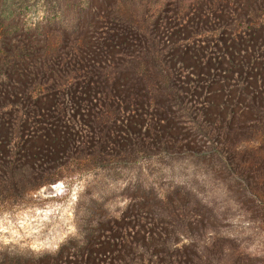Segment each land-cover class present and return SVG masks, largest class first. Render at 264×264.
I'll return each mask as SVG.
<instances>
[{
    "label": "rangeland",
    "instance_id": "obj_1",
    "mask_svg": "<svg viewBox=\"0 0 264 264\" xmlns=\"http://www.w3.org/2000/svg\"><path fill=\"white\" fill-rule=\"evenodd\" d=\"M0 56V264H264V0H0Z\"/></svg>",
    "mask_w": 264,
    "mask_h": 264
},
{
    "label": "trees",
    "instance_id": "obj_2",
    "mask_svg": "<svg viewBox=\"0 0 264 264\" xmlns=\"http://www.w3.org/2000/svg\"><path fill=\"white\" fill-rule=\"evenodd\" d=\"M123 29H125L126 31L127 28L125 27H122ZM134 31L130 30V34H132L134 37H136V40L139 42V45L143 48L142 51H141V55H142V58L143 56L145 55V57H148V53L151 49V46L148 45V38L145 37V32H140V30L138 28H133ZM118 39H127V36L128 34L126 33H122V32H117L116 31V34H115ZM1 58V56H0ZM159 67L161 68V70H163V73L166 80L169 81V92L171 94V97L173 98V96L176 97V95L178 94L177 91H174V87L172 85V79H171V75H170V72H166L164 70V68H162V66L160 65V60L159 59H156L154 58L153 60H151L149 62V64L147 65V68L149 69L150 67ZM41 70L44 71L45 69H43V67H41ZM8 74V71L6 72ZM146 69L145 71H143V73H137V76L139 79H143L146 77ZM162 74V73H161ZM98 82V80H97ZM147 86V85H146ZM177 92V93H176ZM148 94H146V97L143 98L142 101H138V100H135V102L137 103H141L142 105H145L146 109L149 111L150 108H155L156 111H157V120L160 119V117L162 115H164L163 113L166 112L165 108L162 107L161 109V106H162V100H161V97H156L155 99V96H157L158 93L156 94H152V93H149L147 92ZM101 96L103 94H100ZM104 95H107L106 97L108 98H104V96H102V98L99 96L96 97V96H93V99L90 101V103L88 105L91 104V106L89 107V109H87L88 112L92 113V117L90 119V122L88 123V125H84V128L86 129L85 131L87 132L85 134V136H80V137H72V140L70 141H67V147L66 149L67 150H72V149H80L81 145H90V142L86 139H88V137L92 138L93 135L95 136L96 134V131H97V127L99 126V114H101V112H105L111 108L110 107V102H107L106 100H112V98H114V96L112 94H104ZM148 96V97H147ZM181 95L179 94V97ZM56 101H58V104L57 106L54 105V102H51L48 104V108L51 107V105H53L54 107V111L57 113V114H60L62 113L63 115H65V117L67 119H65V122L68 123L70 122V124H73L74 126L76 127H79L80 124H82V120L80 119V115L77 113V111L80 110V108L82 109V104H80V100L76 98V95L75 94H68V93H65L61 102H59V96H54ZM171 97L169 96L167 99L166 97H164L165 100L167 101H170L171 100ZM178 97V95H177ZM154 98V99H153ZM97 102L95 105H94V102ZM53 103V104H52ZM56 103V102H55ZM88 103V101L85 103V105ZM254 107L256 108L257 105L254 104ZM262 108L258 109L257 113L259 114V119H261L263 122H264V105L261 106ZM80 112V111H79ZM33 112L30 111V112H27V114L24 115L23 118H25L24 120H21V122H23L22 126H19L17 124V122H14V124L10 125V127L8 129H12L11 130V133H12V136H13V144L16 148V150H25V146L27 144V138L25 139V133H26V129L27 127H30L32 125L31 121H42V116H41V113H42V110L39 109V110H35L34 114H32ZM81 114V112H80ZM160 115V117H159ZM153 119V118H152ZM64 121V119H62ZM260 120V121H261ZM44 122H46L45 120H43ZM68 121V122H67ZM20 122V123H21ZM81 128H83V126H81ZM83 128V130H84ZM17 129H20L19 132L21 133L22 136H19V138L21 137V140L19 142H17V140H15L17 138ZM108 133V132H107ZM91 134V135H90ZM90 135V136H89ZM82 137L84 138L82 140ZM22 138L24 140H22ZM106 140H102L101 144H105ZM207 141H210V139H207ZM11 143V142H10ZM214 146H216V144L212 143ZM11 145V144H9ZM216 151L218 152V155L222 158V160L227 164V166L230 168V169H234L233 166L231 165V161H230V158L228 157L227 153L223 152V150L220 148V146H216ZM9 152L13 154V146L11 145V147H9ZM5 168H11L9 166H5ZM2 182L0 181V188H2Z\"/></svg>",
    "mask_w": 264,
    "mask_h": 264
}]
</instances>
